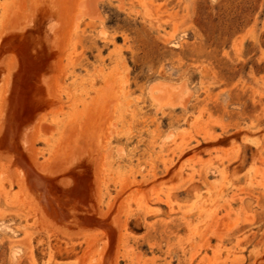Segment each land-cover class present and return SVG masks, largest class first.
I'll return each mask as SVG.
<instances>
[{
  "label": "rangeland",
  "instance_id": "374dc122",
  "mask_svg": "<svg viewBox=\"0 0 264 264\" xmlns=\"http://www.w3.org/2000/svg\"><path fill=\"white\" fill-rule=\"evenodd\" d=\"M0 264H264V0H0Z\"/></svg>",
  "mask_w": 264,
  "mask_h": 264
}]
</instances>
